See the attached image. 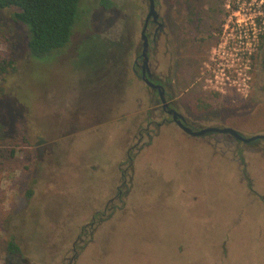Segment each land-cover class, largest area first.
Returning <instances> with one entry per match:
<instances>
[{
    "label": "rangeland",
    "instance_id": "374dc122",
    "mask_svg": "<svg viewBox=\"0 0 264 264\" xmlns=\"http://www.w3.org/2000/svg\"><path fill=\"white\" fill-rule=\"evenodd\" d=\"M100 1L81 0L70 44L41 59L0 10V264H264V148L210 149L164 124L128 167L161 119L132 71L147 0ZM226 1L261 36L264 0ZM244 122L264 128V103Z\"/></svg>",
    "mask_w": 264,
    "mask_h": 264
},
{
    "label": "flooded vegetation",
    "instance_id": "af4514ba",
    "mask_svg": "<svg viewBox=\"0 0 264 264\" xmlns=\"http://www.w3.org/2000/svg\"><path fill=\"white\" fill-rule=\"evenodd\" d=\"M226 2L163 0L162 16L159 13V0H153L156 16L147 21L145 56H142L141 40L132 71L143 83L144 75L159 87L152 89L144 83L153 92L150 97L153 107L150 110L158 113L161 119L160 122H152L155 129L150 128L149 122L147 127L140 130L136 143L126 151V162L131 171V156H138L146 146L151 145L164 124L178 132L182 140L200 141L210 149L222 148L242 154L245 149L264 148L263 139H259L262 142L255 140L245 143L229 132L210 131L194 135L208 129H230L244 139L264 135V128L250 130L244 125L240 126L242 122L246 123L244 119L247 116H252L264 103V32L259 36L257 48L249 58L244 62L236 61L233 53L238 37L235 23L239 20L229 2ZM147 7L149 11L148 0ZM162 40L164 72L157 74L158 63L154 57L158 56ZM178 121L183 127L178 125ZM251 131L255 135L246 134ZM144 137L146 141L140 143ZM132 151H136V154L133 155ZM238 163L246 179L247 164ZM124 177L122 172V184L126 181ZM252 186L250 183L249 188L257 196ZM121 194L118 186L117 200L121 199Z\"/></svg>",
    "mask_w": 264,
    "mask_h": 264
},
{
    "label": "trees",
    "instance_id": "16d2710c",
    "mask_svg": "<svg viewBox=\"0 0 264 264\" xmlns=\"http://www.w3.org/2000/svg\"><path fill=\"white\" fill-rule=\"evenodd\" d=\"M81 0H0V10L12 9V20L27 30V50L33 59L45 58L65 49L71 42L80 18ZM100 6L112 4L101 0ZM12 69L11 61L0 63V79ZM122 199V195H120ZM7 252L16 255L17 246L9 241Z\"/></svg>",
    "mask_w": 264,
    "mask_h": 264
},
{
    "label": "built area",
    "instance_id": "2783aa9c",
    "mask_svg": "<svg viewBox=\"0 0 264 264\" xmlns=\"http://www.w3.org/2000/svg\"><path fill=\"white\" fill-rule=\"evenodd\" d=\"M238 27H240V31L239 33L237 32V28H236V32L238 33V39L239 40H235L234 43V47L236 49V51H234V55H235V59L236 61H240V62H244L245 60H247L250 56V54L253 51V46H257L258 43V34L255 35V26H252V23L246 24L244 23V27L241 26L239 23ZM260 25L263 26V31H264V21L262 23H260ZM236 38V39H237ZM227 60H229L226 57ZM229 61H227L228 63Z\"/></svg>",
    "mask_w": 264,
    "mask_h": 264
},
{
    "label": "water",
    "instance_id": "95a60500",
    "mask_svg": "<svg viewBox=\"0 0 264 264\" xmlns=\"http://www.w3.org/2000/svg\"><path fill=\"white\" fill-rule=\"evenodd\" d=\"M148 2H149V11H148V14H147L145 23L143 25V28L141 30V34H140L141 40L143 41L142 56H145V51H146V47H147V41H146V37H145V34H144L145 33L146 26H147V21L149 20L150 17L155 18V16H156L155 10H154L153 0H148ZM142 79H143L144 83L148 87H150L152 89H158L159 88L158 86L153 85L148 79H146L144 77V75H143ZM159 96L161 97V92L159 93ZM177 123H178L179 126L183 127L180 121H178ZM210 131L229 132V133L233 134L236 138L242 140L245 143H250V142H253V141L259 140V139H263L264 140V135H257V136H253V137H251L249 139H244V138L238 136L234 131H232L230 129H224V130L208 129V130H202L200 132L194 133V135H202V134L207 133V132H210Z\"/></svg>",
    "mask_w": 264,
    "mask_h": 264
},
{
    "label": "crops",
    "instance_id": "0c3cea01",
    "mask_svg": "<svg viewBox=\"0 0 264 264\" xmlns=\"http://www.w3.org/2000/svg\"><path fill=\"white\" fill-rule=\"evenodd\" d=\"M171 131H174V133L176 132V131H175V130H173L172 128H171ZM179 135H180V134H179ZM180 138H181V137H180ZM149 147H150V146H149ZM143 150H144V149H143ZM143 150H142V151H143ZM142 151H141V152H142ZM141 152H140V153H141ZM140 153H139V154H140Z\"/></svg>",
    "mask_w": 264,
    "mask_h": 264
}]
</instances>
